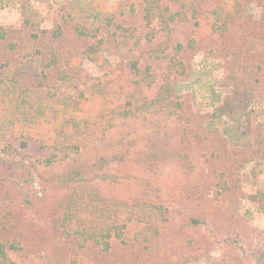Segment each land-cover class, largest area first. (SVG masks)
<instances>
[{
  "label": "rangeland",
  "instance_id": "rangeland-1",
  "mask_svg": "<svg viewBox=\"0 0 264 264\" xmlns=\"http://www.w3.org/2000/svg\"><path fill=\"white\" fill-rule=\"evenodd\" d=\"M187 2L169 31L144 0H0V88L29 120L83 96L132 102L98 121L76 102L75 148L0 125V242L19 264H264V0L226 22L220 0ZM234 89L248 100L222 114ZM85 198L133 212L129 243L102 252L63 232Z\"/></svg>",
  "mask_w": 264,
  "mask_h": 264
},
{
  "label": "trees",
  "instance_id": "trees-1",
  "mask_svg": "<svg viewBox=\"0 0 264 264\" xmlns=\"http://www.w3.org/2000/svg\"><path fill=\"white\" fill-rule=\"evenodd\" d=\"M174 1L177 3L180 1V7L178 9H171L169 6H164L162 0H144L146 17L149 19L154 16L159 17L165 24L164 29H169L170 31L171 22L178 24L188 17L187 8L189 4L187 0ZM220 2L221 3L212 10L213 14L216 16V20L226 22L228 14H232L234 11L240 9L238 6L240 0H220ZM1 36L3 35L1 34ZM94 49V46H92L88 51L91 57H93ZM132 66L134 70L138 71L135 62L132 63ZM146 78V83L151 85L152 80H150L149 76ZM139 82V80L136 81V83ZM169 90L170 85L167 83L162 84L156 96V100L164 99L166 92ZM11 93V90L8 88L4 90L0 88V125L4 126L5 123L10 124L15 130L14 134L18 137H21L24 129L28 128L25 131L31 132L29 133L30 136L35 137L41 145H48L54 148L59 147V140L63 134L68 141L72 143V147H77L76 143L79 140V130L73 132L68 129L72 126L82 125L81 120L83 117L80 119L79 114H82L85 110L83 108L79 112H76V102L79 103L78 108H82L84 105L88 110L87 112L90 113L92 117H96V121L102 116H106V113L111 111L112 114H116L119 117L130 116L129 113L131 108L129 106L132 105V102H129L125 110H119L114 108L113 104L106 105L107 102L99 99L101 98L99 94V98L95 95H91V97L83 96L81 100H76L74 103L73 101L59 102L57 103L58 105H56L58 107H56L55 104H49L48 109L50 112L48 116L45 115V119L39 120L37 117L34 120H29L27 118L28 112L23 109L22 101H19V99L14 97ZM248 94L249 92L244 91L242 93L234 89L233 92H230L224 98L225 101L219 105L220 112L222 114L230 112L236 114L239 112L242 104L245 105L248 100ZM236 103H241V105H237ZM62 113L67 116H63ZM116 118L118 117L116 116ZM81 128H88V126L84 124ZM20 130H22L21 133L19 132ZM22 143L26 144V141L23 140ZM83 203V206H78L76 204V199L70 201L67 206H65L60 222L63 232L67 236L75 238L78 246L86 247L89 244H93L100 251L108 252L112 249L114 241L116 240L123 244L129 243L130 238L127 228L132 221L133 212L131 210L111 209L107 205L106 207L94 206L87 202L86 198ZM10 245L12 248L17 247L14 243ZM0 264H19L10 255L7 243L4 242H0Z\"/></svg>",
  "mask_w": 264,
  "mask_h": 264
}]
</instances>
